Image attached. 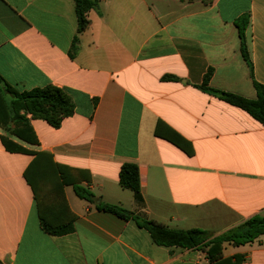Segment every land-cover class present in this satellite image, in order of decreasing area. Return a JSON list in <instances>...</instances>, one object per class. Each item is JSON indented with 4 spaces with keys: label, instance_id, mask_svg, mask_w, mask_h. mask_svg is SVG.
<instances>
[{
    "label": "crops",
    "instance_id": "1",
    "mask_svg": "<svg viewBox=\"0 0 264 264\" xmlns=\"http://www.w3.org/2000/svg\"><path fill=\"white\" fill-rule=\"evenodd\" d=\"M238 17L247 20L248 60ZM87 19L78 32L73 0H0V76L18 91L54 85L74 105L58 127L20 111L37 142L9 138L47 153L93 193L87 201L63 185L74 230L47 233L24 177L34 155L0 140V264H264V234L223 243L210 261L96 208L117 204L211 235L264 214V125L199 88L206 74L207 86L248 98L254 82L264 86V0H99ZM157 120L193 154L155 136ZM125 163L138 168L139 200L119 184Z\"/></svg>",
    "mask_w": 264,
    "mask_h": 264
},
{
    "label": "trees",
    "instance_id": "2",
    "mask_svg": "<svg viewBox=\"0 0 264 264\" xmlns=\"http://www.w3.org/2000/svg\"><path fill=\"white\" fill-rule=\"evenodd\" d=\"M73 1L78 23L77 31L80 32L88 24V11L97 9L99 0ZM202 1L209 3L212 0ZM246 24V17H238L235 20L241 40V53L244 59L248 60L244 35ZM75 41L76 37H74ZM208 76L209 74L205 75V81L199 86L200 89L239 107L264 125L263 85L254 82L256 96L255 98H248L207 86ZM73 110L74 105L70 97L59 87L47 85L18 91L0 76V125L5 132L4 135L0 136V140L3 147L9 152L34 155L24 172V177L32 188L37 201V214L41 227L52 235H62L74 230L73 220L75 217L70 213L64 201L62 186L71 184L75 195L87 201L91 200L93 193L88 188L70 180L65 173L66 167L53 162L47 153L28 150L14 142L9 136L13 135L28 143L37 142L26 118L20 111L30 113L35 118H42L52 127H58L65 117L73 113ZM11 122H19L22 126L12 127ZM153 133L155 136L169 141L187 155L193 154L191 143L168 127L163 121L157 120ZM118 181L120 186L130 189L135 198L140 199V181L136 165L130 163L121 165ZM61 205H63V208H61ZM96 208L123 219H133L138 226L148 231L152 241L158 245L201 250L210 261L220 257L223 243L241 245L264 234V214H254L218 235H211L201 228L177 229L154 220L140 218L132 211L117 204L99 202ZM63 209L66 211L65 213ZM238 261L239 258L233 264Z\"/></svg>",
    "mask_w": 264,
    "mask_h": 264
}]
</instances>
